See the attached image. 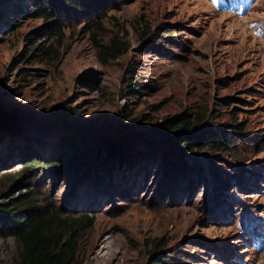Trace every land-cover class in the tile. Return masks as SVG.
I'll use <instances>...</instances> for the list:
<instances>
[{"label":"rangeland","instance_id":"obj_1","mask_svg":"<svg viewBox=\"0 0 264 264\" xmlns=\"http://www.w3.org/2000/svg\"><path fill=\"white\" fill-rule=\"evenodd\" d=\"M70 1L0 0V213L27 194L86 214L69 264H153L159 253L169 264H239L235 252L264 264V242L255 252L240 236L249 220L264 225V0L242 12L225 0ZM65 108L80 136L113 141L103 164L58 161ZM204 109L225 151L124 142ZM33 160L45 166L25 177ZM21 249L1 234L0 264H19Z\"/></svg>","mask_w":264,"mask_h":264},{"label":"trees","instance_id":"obj_2","mask_svg":"<svg viewBox=\"0 0 264 264\" xmlns=\"http://www.w3.org/2000/svg\"><path fill=\"white\" fill-rule=\"evenodd\" d=\"M63 1L72 4L70 0ZM34 13L40 18L47 19L49 17L47 9L35 8ZM2 113L0 111V115ZM59 113V121L68 128H73V130L65 128L55 145V156L60 159L58 161L61 162L62 166L64 165L69 170L74 171L77 166H99L112 155L114 152L113 141L104 134H97L96 140L95 137L92 138L93 133H86L85 130H81L85 134L80 136L75 130L79 129L80 121L72 113V110L65 108ZM206 113L207 110L204 109L202 112H183L165 118L152 127L156 139L137 131L129 132L125 135L127 138L123 135L120 139L123 140L124 137V142L129 147L131 144L139 143L148 150H155V153L159 152L156 143L160 141L166 143L170 149L176 147L180 153L192 152L197 148L225 151L226 143L223 142L224 139H221L220 134H216L211 128L204 127ZM18 116L19 119H26L23 115L19 114ZM7 117L4 116V121ZM133 121L136 120L127 122L123 128L127 129L130 125H135L136 122ZM234 126L241 129L238 123ZM85 136H87V140L83 138ZM164 154L165 152L163 156ZM39 166L44 167L45 165L38 160H33L23 165L21 171L26 177V172ZM5 206V211L0 213V235L12 236L21 245L19 264H69V260L75 251L78 235L91 225V219L86 214L63 216L54 208L39 206L35 198L27 194L13 198L12 202L5 204ZM160 246H156L155 250L160 249ZM153 259V264H169L166 256L161 258L160 253L156 257L153 256Z\"/></svg>","mask_w":264,"mask_h":264},{"label":"clouds","instance_id":"obj_3","mask_svg":"<svg viewBox=\"0 0 264 264\" xmlns=\"http://www.w3.org/2000/svg\"><path fill=\"white\" fill-rule=\"evenodd\" d=\"M245 242H247V243H249L251 246H252V244L250 243L251 241H250V239H245ZM254 249V248H253ZM220 249H216V251H219ZM258 250H261V249H258ZM255 251V250H254ZM256 252V251H255ZM237 253L235 252L230 258H236L237 259V262L239 263V264H245L244 263V261L240 258V257H237Z\"/></svg>","mask_w":264,"mask_h":264}]
</instances>
